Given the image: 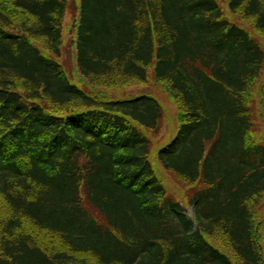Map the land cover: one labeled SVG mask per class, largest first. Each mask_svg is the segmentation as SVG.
Returning <instances> with one entry per match:
<instances>
[{"label":"trees","instance_id":"obj_1","mask_svg":"<svg viewBox=\"0 0 264 264\" xmlns=\"http://www.w3.org/2000/svg\"><path fill=\"white\" fill-rule=\"evenodd\" d=\"M72 2L83 80L152 69L173 97L179 129L157 157L193 189V214L150 159L159 100L87 92L58 60ZM228 9L264 37V0ZM263 70L264 47L217 0H0V264H235L219 233L264 264V143L245 97Z\"/></svg>","mask_w":264,"mask_h":264},{"label":"rangeland","instance_id":"obj_2","mask_svg":"<svg viewBox=\"0 0 264 264\" xmlns=\"http://www.w3.org/2000/svg\"><path fill=\"white\" fill-rule=\"evenodd\" d=\"M218 3L226 11V15L231 18L234 22L238 23L240 26L245 28L254 38H256L262 46L264 47V37H262L253 27V21L251 19H246L237 14H232L228 9V0H217ZM227 7V8H226ZM75 3H70L68 11L64 19L63 26V48L61 57L58 60L63 63L69 77L74 81L79 83L87 92L88 91H99L106 93L110 98L122 99L135 97L141 94H148L155 97L162 104L164 109V118L161 122V129L159 134L153 132L149 133V138L152 143V153L151 161L156 167V173L159 179L162 181L168 193L175 196L177 199L187 204V198L193 192L187 182L180 180L172 173L167 172L162 168L158 161V150L162 146L169 143L177 134L179 129L180 120L178 106L176 105L173 97L167 91V87L163 83H158L153 75V70L149 71V79L146 83H140L136 80H131L127 82L125 86L115 87V88H105L89 85L87 81L83 80L79 73L77 72L75 56H76V46L75 39L76 33L74 31V23L77 17ZM245 97L251 102L250 107L252 109L253 121H254V131H253V141L257 143H264V70L262 74L252 81L249 91L245 94ZM255 215L258 219L264 217V196L260 199L259 203L254 208ZM188 214H193V209L189 207ZM262 234V246L264 250V224L261 225ZM210 242L227 252L235 260V264H241L240 261L235 259V256L230 249L227 239L221 233L217 234L215 237L210 238ZM88 264H95V259L91 257L85 258Z\"/></svg>","mask_w":264,"mask_h":264}]
</instances>
